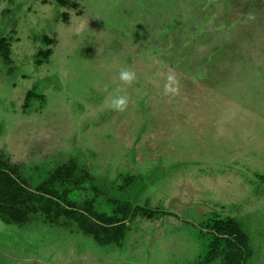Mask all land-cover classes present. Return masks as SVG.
Segmentation results:
<instances>
[{
	"label": "rangeland",
	"instance_id": "1",
	"mask_svg": "<svg viewBox=\"0 0 264 264\" xmlns=\"http://www.w3.org/2000/svg\"><path fill=\"white\" fill-rule=\"evenodd\" d=\"M0 166L125 216L88 234L21 199L0 209V264H228V238L264 264V0H0Z\"/></svg>",
	"mask_w": 264,
	"mask_h": 264
},
{
	"label": "trees",
	"instance_id": "2",
	"mask_svg": "<svg viewBox=\"0 0 264 264\" xmlns=\"http://www.w3.org/2000/svg\"><path fill=\"white\" fill-rule=\"evenodd\" d=\"M11 167L9 166H0V209L4 212L5 210H8V213H10L11 206L14 205L16 202H18L21 199H31L37 202H42L46 201L47 203L50 204H55L57 207L66 212L68 214V218L74 219V221L78 224L80 229H82L84 232L88 234H100L101 232H114L116 233L117 228L121 225H124L123 219H124V211L122 212V217L116 216L113 217L115 221H117V224H113V219L108 220L106 218L102 217V222L105 224L99 223L97 220H95L93 215H91V212L85 210V211H80V210H75V209H67L65 206H63L58 200L56 201L54 198L46 196L49 195L47 193H40V192H34L29 189H26L18 180L14 178L12 175V171L9 170ZM60 167L57 166L53 170V174H58L60 173ZM40 187L42 186L45 187V183H41ZM49 184V183H46ZM46 192V191H45ZM48 205V206H49ZM48 208V207H47ZM125 208V206H123ZM128 211V209L126 210ZM138 211H144V209L138 207ZM63 214V213H61ZM110 222V224H106V222ZM122 222V223H121ZM223 224L220 221L218 222H213L211 228V237L214 239H218L219 236L218 233L221 229L220 225L223 226ZM228 224V223H227ZM227 227V225L225 224ZM124 227V226H123ZM233 227L234 229L231 230ZM231 229L229 231V235H231V239H238L241 238V235L239 234L238 227L236 225H231ZM119 229V228H118ZM223 230V229H222ZM121 233V232H120ZM121 235V234H120ZM226 235V234H225ZM222 236V235H221ZM221 240V238H219ZM226 241L229 240V245H235L238 248H236L235 251H232L228 258V264H239L244 257V255L241 254L242 248L240 249V246L236 244V242L231 241L229 238L225 239ZM237 241V240H236ZM200 264H204V262H200Z\"/></svg>",
	"mask_w": 264,
	"mask_h": 264
},
{
	"label": "clouds",
	"instance_id": "3",
	"mask_svg": "<svg viewBox=\"0 0 264 264\" xmlns=\"http://www.w3.org/2000/svg\"><path fill=\"white\" fill-rule=\"evenodd\" d=\"M119 80L123 83L130 84L136 79V74L128 69H121L118 74ZM178 92V83L173 75H168L164 84V93L176 95ZM128 100L126 95L115 94L109 102V107L116 111H123L127 106Z\"/></svg>",
	"mask_w": 264,
	"mask_h": 264
}]
</instances>
